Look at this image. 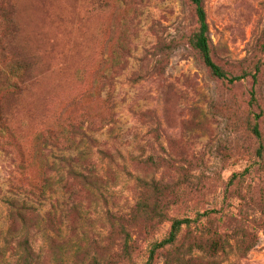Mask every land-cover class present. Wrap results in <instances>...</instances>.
I'll use <instances>...</instances> for the list:
<instances>
[{
    "label": "rangeland",
    "instance_id": "374dc122",
    "mask_svg": "<svg viewBox=\"0 0 264 264\" xmlns=\"http://www.w3.org/2000/svg\"><path fill=\"white\" fill-rule=\"evenodd\" d=\"M0 6L11 22L0 34V55L7 48L28 68L18 95L1 100L11 129L0 138V255L8 228L3 200L13 185L43 176L41 139L54 128L59 147H71L53 149L49 161L80 154L78 168L93 171L98 182L83 194L79 214L62 213L60 185L29 202L42 216L56 214L42 222L45 232L19 229L33 264H125L119 218L129 220L153 179L165 188L167 220L207 213L182 231L181 249L207 233L224 242L215 258L193 251L186 260L264 264V151L258 155L264 122L249 105L253 87L264 101V0H204L214 61L234 75L260 61L256 85L209 74L189 44L197 28L189 0H0ZM257 122L261 140L248 131ZM73 123H83L91 138L77 147L70 145ZM167 220L127 228L133 264L166 236ZM4 254L0 264H19L14 250Z\"/></svg>",
    "mask_w": 264,
    "mask_h": 264
},
{
    "label": "trees",
    "instance_id": "16d2710c",
    "mask_svg": "<svg viewBox=\"0 0 264 264\" xmlns=\"http://www.w3.org/2000/svg\"><path fill=\"white\" fill-rule=\"evenodd\" d=\"M193 8L194 16L196 19L197 28L192 34L189 44L191 48L198 55L201 63L207 69L209 74L219 81H227L230 84L241 81L243 79H251L253 85H256L258 74L260 72V61H257L255 66L251 70H246L240 75L230 74L222 66L218 65L211 52V40L209 37V28L206 19V12L204 8V0H189ZM5 13V15H4ZM11 22L8 20L6 10L0 6V34L6 36L5 31L9 29ZM2 55H0V138L7 140L6 136L9 135L11 129L9 123V116L3 111L1 100L5 95L16 97L21 90L26 76L25 64H20L16 57L10 55L6 50L1 49ZM106 79V78H105ZM108 83V82H107ZM250 106L257 107L261 113V122H264V101L256 92V88L251 94ZM69 133L71 136L70 145H79L80 140L83 138L91 139L87 135V131L84 130L83 123H73L69 125ZM250 134L257 140L263 138L262 131L260 130V123L257 122L254 125H250L248 128ZM41 139V147L39 154L44 161L45 166L43 176L37 178V180H25V185L16 184L11 189V196L4 198V203L7 207V220L8 228L4 233L2 242L4 246L1 252L4 253L14 250L17 255L19 264H33V250L29 243L27 236L22 235L19 229L23 231L35 230L36 227L41 228L42 231H46V227L42 224L46 218L55 216L56 214L47 213L42 216L31 200L44 199L48 192H53L56 185H60L65 196L63 214L75 212L79 214V208L81 207V200L83 194L86 192L89 194V188H93L97 185L98 179L94 175V172H84L78 168V165L82 163V156L77 155L75 157L58 156L56 159L58 162H50L48 156L52 153L53 149L58 151H68L60 148L59 143L55 141L57 138V131L54 128H48L43 133ZM2 148L3 144L2 143ZM4 149V148H3ZM6 151V150H4ZM264 147L261 145L258 149L259 157H262ZM6 154L9 153L6 151ZM55 173L59 178L56 180L51 177V174ZM144 192L140 195V199L129 214V220L119 218V233L121 235L120 257L125 264H133V256L136 253L135 243L133 237L130 235V225H136L139 221L149 224L151 222L162 220L165 221V209L163 205V199L165 197V188L159 182L154 179L150 183H146L144 186ZM207 213L198 214L196 218L189 219H176L167 220L170 223L169 230L166 236L160 240L150 242L146 250V259L142 264H155L158 258H162L163 264H209L206 262L197 263L195 260L188 259L186 256H191L193 251L201 252L208 259L215 258L225 252L224 242L217 233H207L208 239L197 240L194 239L188 246L180 243V236L184 229L191 227L193 223L198 222L199 218L206 217ZM19 227V228H18ZM127 228H129L127 230ZM148 235V232H147ZM186 249L187 253L182 255V251ZM2 253L0 255L4 256ZM94 262L93 264H95Z\"/></svg>",
    "mask_w": 264,
    "mask_h": 264
}]
</instances>
